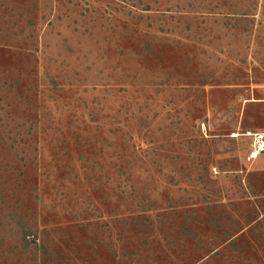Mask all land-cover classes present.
Wrapping results in <instances>:
<instances>
[{"label":"rangeland","instance_id":"obj_1","mask_svg":"<svg viewBox=\"0 0 264 264\" xmlns=\"http://www.w3.org/2000/svg\"><path fill=\"white\" fill-rule=\"evenodd\" d=\"M264 0H0V264H264Z\"/></svg>","mask_w":264,"mask_h":264},{"label":"built area","instance_id":"obj_2","mask_svg":"<svg viewBox=\"0 0 264 264\" xmlns=\"http://www.w3.org/2000/svg\"><path fill=\"white\" fill-rule=\"evenodd\" d=\"M253 142L248 153V159H256L264 153V132H255L251 134Z\"/></svg>","mask_w":264,"mask_h":264}]
</instances>
